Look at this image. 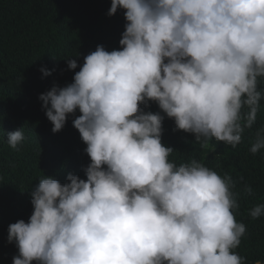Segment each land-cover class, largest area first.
Returning <instances> with one entry per match:
<instances>
[{"label": "clouds", "instance_id": "obj_1", "mask_svg": "<svg viewBox=\"0 0 264 264\" xmlns=\"http://www.w3.org/2000/svg\"><path fill=\"white\" fill-rule=\"evenodd\" d=\"M118 8L121 48L97 46L72 83L39 97L53 133L79 110L90 163L86 179L39 180L28 222L8 228L13 264H246L234 251L247 231L236 182L195 158L170 162L165 116L145 108L155 102L202 148L240 144L264 100V0H111L108 15ZM24 139L22 128L7 133L13 149ZM262 149L258 128L249 151ZM249 215L264 216V204Z\"/></svg>", "mask_w": 264, "mask_h": 264}, {"label": "trees", "instance_id": "obj_2", "mask_svg": "<svg viewBox=\"0 0 264 264\" xmlns=\"http://www.w3.org/2000/svg\"><path fill=\"white\" fill-rule=\"evenodd\" d=\"M110 6L111 0H0V264H13L18 255L15 242H8V228L21 219L28 222L33 212L31 192L41 178L52 177L63 184L72 173L86 179L83 169L90 158L73 126L79 110L53 133L39 97L54 85L62 88L72 83L84 57L97 46L109 52L121 48L124 10L118 8L109 16ZM66 58L75 59L78 67L68 69ZM41 68L51 75L44 76ZM145 111L165 116L162 143L174 149L170 162L179 165L195 158L221 176L231 175L234 191L240 193L234 216L247 229L234 251L246 264L257 260L264 264V216L249 215L254 206L264 204V149L255 155L249 151L256 129L264 128V100L253 128L245 130L235 148L215 139L202 148L193 134L174 131V120L155 102H149ZM21 128L25 139L13 149L7 133ZM245 185L252 187V195L243 191Z\"/></svg>", "mask_w": 264, "mask_h": 264}]
</instances>
